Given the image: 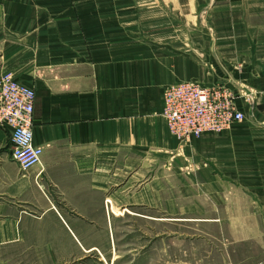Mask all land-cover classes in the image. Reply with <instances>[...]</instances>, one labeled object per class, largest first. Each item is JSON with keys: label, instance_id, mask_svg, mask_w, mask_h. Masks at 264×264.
I'll return each mask as SVG.
<instances>
[{"label": "crops", "instance_id": "obj_1", "mask_svg": "<svg viewBox=\"0 0 264 264\" xmlns=\"http://www.w3.org/2000/svg\"><path fill=\"white\" fill-rule=\"evenodd\" d=\"M3 72L34 89L43 152L20 172L0 128V264H132L137 217L176 222L177 264L201 250L187 222L264 264V0H0ZM187 80L225 85L247 126L178 149L162 95Z\"/></svg>", "mask_w": 264, "mask_h": 264}, {"label": "built area", "instance_id": "obj_2", "mask_svg": "<svg viewBox=\"0 0 264 264\" xmlns=\"http://www.w3.org/2000/svg\"><path fill=\"white\" fill-rule=\"evenodd\" d=\"M13 76L10 72L0 75V128L9 131L11 159L24 173L40 164L43 151L33 144L34 89ZM162 96L161 114L178 149L193 137L219 133L244 119L236 95L222 84L208 87L196 81H180L167 86Z\"/></svg>", "mask_w": 264, "mask_h": 264}, {"label": "rangeland", "instance_id": "obj_3", "mask_svg": "<svg viewBox=\"0 0 264 264\" xmlns=\"http://www.w3.org/2000/svg\"><path fill=\"white\" fill-rule=\"evenodd\" d=\"M246 108V107H244ZM243 108V109H244ZM250 107H247L248 109ZM240 109H242L240 107ZM244 110V119L242 121H239L235 123L230 130H240L242 126H247L246 118L248 115H251L253 111H247ZM243 111V110H242ZM261 112H264V109H262ZM248 114V115H247ZM257 123L254 122V126H256ZM252 127V125L250 124ZM252 127V129H255V127ZM227 129V130H228ZM251 129V128H250ZM128 218L126 219V223L124 225H128ZM135 224H131L130 226H134V228H126L125 233H122L121 235V242L122 247H128V244L136 245L137 249V256L135 259H132V264H167L166 261V254L162 251V246L166 245L167 240H169L170 243V258L168 260V264H177L176 258H174L173 255H176V246L173 245L171 242H175L177 235L176 233H172V231H176V222H161L160 220H149L145 218L137 217L135 220ZM180 231L182 234H184V241L185 245L187 246H197L201 245V250L198 251L194 250L190 252V256L186 257L185 262L193 263V264H204L205 262H208L210 259H216V261L220 262L221 264L228 261L227 264L231 263L233 260H236L240 263V260L244 256V251H233L231 247H228L226 249L224 246L226 245V242L223 238V234L220 230H218L217 227H210L208 225L204 224H193V222H187V223H181ZM168 231L170 234L167 236L166 232L163 234V231ZM94 244H98L97 242H93ZM209 243L211 245H215L216 249L212 251H208V245ZM173 252V253H172ZM162 253L165 255V258ZM172 253V254H171ZM124 254L126 256L124 257ZM121 255V261L129 260L128 259V253L125 252L124 249L120 253ZM133 256V255H132ZM253 258L256 255H251ZM89 259L90 264H105L104 262H101L100 256L96 252H90L89 253ZM222 260V262H221ZM112 264V263H110Z\"/></svg>", "mask_w": 264, "mask_h": 264}]
</instances>
